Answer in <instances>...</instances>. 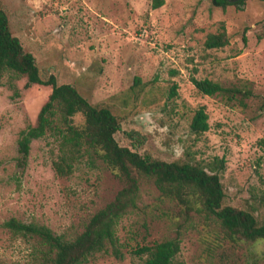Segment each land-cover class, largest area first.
<instances>
[{"label": "rangeland", "instance_id": "374dc122", "mask_svg": "<svg viewBox=\"0 0 264 264\" xmlns=\"http://www.w3.org/2000/svg\"><path fill=\"white\" fill-rule=\"evenodd\" d=\"M1 3L43 79L54 75L57 84H72L89 102L113 107L121 117L115 133L120 145L165 161L207 166L223 158L224 204L264 218V1L246 0L241 9L211 0H164L157 9L149 0ZM221 25L229 42L207 48V34ZM192 76L249 94H202ZM135 77L141 86L132 89ZM25 81L18 79L14 88L7 75L0 80V261L7 263L26 262L31 246L4 221H36L55 233L79 230L122 186L101 161L81 152L71 173L58 176L52 162L60 145L51 134L34 139L26 165H17L18 133L35 124L51 91L50 85L25 87ZM173 82L177 96L170 99ZM200 106L209 129L196 134L189 122ZM139 192L141 209L126 214L117 228L123 258L100 253L84 264H143L145 255L130 249L174 235L178 224L181 248L174 264H264L263 241L232 242L203 215H180L144 177Z\"/></svg>", "mask_w": 264, "mask_h": 264}, {"label": "trees", "instance_id": "16d2710c", "mask_svg": "<svg viewBox=\"0 0 264 264\" xmlns=\"http://www.w3.org/2000/svg\"><path fill=\"white\" fill-rule=\"evenodd\" d=\"M211 2L222 8L233 5L241 9L246 0ZM163 4L164 0H149L151 9ZM228 42L229 35L221 25L219 31L207 34L204 45L218 48ZM3 75H7L12 87L22 77L26 78L25 87L31 84L51 86L35 124L25 126L18 133L19 167L27 163L31 142L51 134L59 139L60 153L52 162L58 176L71 173L76 154L81 152L92 162L94 159L101 161L122 182V186L111 200L89 216L79 230L55 233L47 225L36 221L23 222L14 217L4 221L3 226L13 236L28 243L31 252L26 262L0 261V264H84L100 253L123 258V244L119 241L117 228L126 214L141 209L139 191L143 177L153 183L160 196L174 202L180 215H203L220 228L223 238L232 242H264V218H258L249 209L224 204L225 190L220 177L225 163L223 158L216 157L207 166L189 159L165 161L120 145L115 133L120 129L121 117L113 107L89 102L72 84H57L54 75L43 79L33 54L26 51L19 38L12 33L0 0V80ZM191 81L202 94H227L230 97L249 94L209 78L192 76ZM138 86H141V81L135 77L132 89ZM176 96L177 83L173 82L168 89V98ZM78 115L80 119L76 120ZM208 129V114L200 106L190 119L189 130L200 134ZM181 236V224H178L174 235L152 243L137 244L130 252L145 255L143 264H174L181 248Z\"/></svg>", "mask_w": 264, "mask_h": 264}]
</instances>
